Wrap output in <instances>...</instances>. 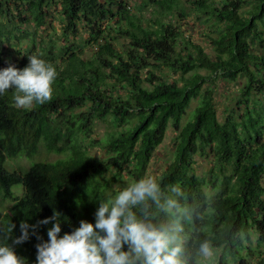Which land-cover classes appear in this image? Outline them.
Listing matches in <instances>:
<instances>
[{"label": "trees", "instance_id": "obj_1", "mask_svg": "<svg viewBox=\"0 0 264 264\" xmlns=\"http://www.w3.org/2000/svg\"><path fill=\"white\" fill-rule=\"evenodd\" d=\"M148 5L153 20L144 18ZM129 11L123 0H0V68H23L37 56L57 72L43 104L17 108L14 90L0 94V199L11 200L0 227L16 225L4 242L19 235L21 221L35 224L53 211L63 218L62 232L81 219L94 222L118 183L147 176L170 129L171 159L155 179L166 195L173 185L182 191L181 258L202 264L199 245L207 240L218 251L215 264H244L253 236L260 250L252 264H264V0H143ZM189 16L214 29L211 54L182 30ZM80 27L88 33L83 43L96 48L88 59L73 41ZM116 40L126 44L117 49ZM220 83L237 84L222 122ZM97 122L106 124L100 137ZM41 142L64 158L34 162L24 173L7 170L8 161L33 157ZM197 156L211 159L207 179L194 174ZM134 211L158 225L174 219L151 201ZM48 227L38 228L44 239ZM36 243L31 236L14 246L25 264H35Z\"/></svg>", "mask_w": 264, "mask_h": 264}, {"label": "clouds", "instance_id": "obj_2", "mask_svg": "<svg viewBox=\"0 0 264 264\" xmlns=\"http://www.w3.org/2000/svg\"><path fill=\"white\" fill-rule=\"evenodd\" d=\"M56 76L54 66L37 56H29L23 68L7 62L6 67L0 68V94L14 90L17 108H27L34 102L43 104L51 98ZM170 192L172 195H166L152 176L140 178L100 202L94 222L81 219L78 227L62 232L63 218L53 211L35 224L21 221L19 235L11 244L4 241L16 225L8 223L0 227V264H25L14 246L31 236L38 241L35 264H186L181 258L179 237L184 231L180 218L185 210L176 199L182 191L173 185ZM148 201L174 219L167 225H158L147 219L146 212L138 215L134 209L146 207ZM41 225H50L47 239L38 232ZM199 253L204 257L212 254L207 240L200 243Z\"/></svg>", "mask_w": 264, "mask_h": 264}, {"label": "rangeland", "instance_id": "obj_3", "mask_svg": "<svg viewBox=\"0 0 264 264\" xmlns=\"http://www.w3.org/2000/svg\"><path fill=\"white\" fill-rule=\"evenodd\" d=\"M123 1L126 2L130 6L129 12H131L132 14H135L137 12L138 5L143 3V0H123ZM208 1H213V2L218 3L221 0H208ZM183 6H187V3L184 2ZM144 10H145L144 18L145 19L151 18V20H153V16H152L153 10L150 8V6L149 5L146 6ZM48 21L51 23L54 22V24L52 25L54 26L56 32H59L60 29H59L58 22L51 21V19H49ZM182 25H183L182 30L185 31V34L189 36L194 43L202 46L206 53L211 54L207 34H211L212 33L211 30L214 32V29L209 30L206 27V25L200 24L194 19V17H191V16L187 17L185 19L184 24ZM106 26H108V23H104L103 27H101V30H103V28H105ZM47 31L40 33V36L45 38L47 35ZM87 35H88L87 31L83 30L80 27L78 37H76L75 40H73L74 43L79 46L78 50L82 52L81 56L84 59L90 58L96 50V48L93 47V45H90V44L88 45V44L83 43V40L88 37ZM101 37H103V35H101ZM125 44H126V40L125 41L116 40L114 43V46L115 48L120 49ZM236 90H237V84L235 85L223 84V83L218 84L217 92L215 94V105H216L218 120L220 122L223 121L224 107L227 104L228 100L234 95ZM194 106H195V102H192L188 108L187 115L182 119V123H184L187 120ZM105 127H106V124L104 125V124H101L100 122H97L96 127L94 129L95 136L100 137ZM175 135L176 134L170 129L166 131L162 143L156 148L153 154V157L150 161V164L147 170V176H152L155 178L162 171H164V169L166 168L167 164L169 163L171 159V154H172L173 147H174L173 145H174ZM88 154L95 156V157L102 156V152L97 151V150H90ZM62 158H64V154L59 153L58 149L48 150L46 145L41 142L38 146L36 154L33 157H29V158L22 157V158H17L14 161H8L6 163V168L8 171H16L18 173H24L28 170V168L30 167V164L32 165L34 164V162L52 163ZM194 161H195L194 166H193L194 174L207 179L209 177V170L211 168V159L201 158L197 156L194 158ZM262 185L264 186V179L262 180ZM123 186H126V183H118L115 188L116 190H120L122 189ZM12 191L14 193V196L16 197L23 196V191L21 188H14L12 189ZM9 206H11V200L0 199V215L1 216L6 213L7 208ZM245 246L249 248L252 251V253H248L250 252L248 250L243 253L244 255L251 254L250 257H245L244 264H252V261L255 260V257L257 256L260 249H257L255 238L253 236H251V239L249 242H245ZM217 253L218 251L214 250L212 251V254L210 256L203 257L202 264H215L217 260ZM229 264H241V263L238 261L237 262L230 261Z\"/></svg>", "mask_w": 264, "mask_h": 264}]
</instances>
